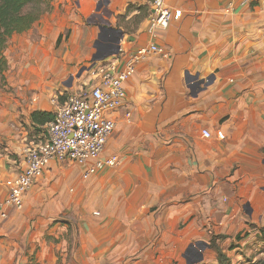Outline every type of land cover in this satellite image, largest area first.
<instances>
[{
    "label": "crops",
    "instance_id": "1",
    "mask_svg": "<svg viewBox=\"0 0 264 264\" xmlns=\"http://www.w3.org/2000/svg\"><path fill=\"white\" fill-rule=\"evenodd\" d=\"M150 1L56 0L23 32V40L42 36L55 48L72 30L56 56L0 93V200L30 139L31 112L55 113L67 95L109 68L122 70L141 48L156 44L164 53L148 54L124 84L104 153L119 154L122 166L84 177L85 166L51 163L24 208L45 200L41 233L54 241H15L21 212L9 207L0 214V264L34 255L41 264H219L213 235L225 236L218 241L230 264L264 262V0H166L181 11L167 28H152ZM130 4L149 5L137 25L140 11Z\"/></svg>",
    "mask_w": 264,
    "mask_h": 264
},
{
    "label": "built area",
    "instance_id": "2",
    "mask_svg": "<svg viewBox=\"0 0 264 264\" xmlns=\"http://www.w3.org/2000/svg\"><path fill=\"white\" fill-rule=\"evenodd\" d=\"M249 0H244L247 3ZM152 28H167L173 19L181 15L172 13L166 0H151ZM233 8V5L230 6ZM150 53H164L156 44L141 48L128 57L125 67L115 72L107 69L100 81L79 92L71 93L59 104L55 118L47 125V135L40 141H30L17 158V170L9 183L6 199L0 200V214L7 217V208H24L26 193L36 184L53 162H73L86 167L84 177L104 167H121L119 154L104 155L107 142L116 128L115 114L125 102V82L136 72L138 63ZM128 121L131 113L126 112ZM204 137H211L203 129Z\"/></svg>",
    "mask_w": 264,
    "mask_h": 264
},
{
    "label": "rangeland",
    "instance_id": "3",
    "mask_svg": "<svg viewBox=\"0 0 264 264\" xmlns=\"http://www.w3.org/2000/svg\"><path fill=\"white\" fill-rule=\"evenodd\" d=\"M55 1L56 0L52 1V8H53V3H55ZM71 31L72 30L67 29L63 32L62 38L60 40H57V44H56L57 47L55 48L52 47L51 43L48 42L49 38L45 40L46 37L44 38L42 36L41 37L39 36L37 39H35V41L28 42L27 39L23 40L25 39L24 33L21 35H14V36L12 35L4 51V54L8 61V69L6 71L5 83H3L0 79V93H3V91L13 92L14 89L9 84L10 80L15 81L19 79V75H21V73H23L24 71L28 72V77H29L30 76L29 73L33 72V69H34L33 67L38 68L40 63L44 65V62H45L44 59L46 57H49L50 59L51 57L56 56L54 55L55 49H58L59 46L69 38V36L71 35ZM53 48L54 50L52 51ZM60 56L64 58L65 56L67 57L68 55L64 51ZM64 65L76 67L77 64L74 63V61H69L67 64L64 63ZM91 65H92V62L90 60L85 65L86 69H88V67H90ZM72 77L73 79H75L76 74H74ZM49 79H51V76L49 77ZM33 91L38 93L39 90L38 89L36 90L33 88ZM69 95H67V97ZM65 97L66 96H64L63 98L65 99ZM65 100H63L62 103H64ZM46 134H47V131H46ZM46 134L45 135L42 134L41 136L38 134L31 135L30 139H28V144L30 143V141H37V142L40 141L42 138L46 137ZM15 155L17 158L19 157L18 158V162H19L20 156L18 152ZM35 201H33V206H32L31 211L28 210L27 213L25 212V208L16 209L12 207L14 208V210L21 212V216H19L15 224V227L10 232V235L15 241H24V240L26 241H54L55 236L53 235L52 232L51 234H49L48 231H46L45 234L41 233L45 225L42 221L41 216L39 215V210L42 209L41 202L45 204V200L43 201L35 200ZM34 209H35V213H34ZM61 221L62 220L60 218L53 220L51 222L52 224L51 225L49 224V230L57 232L59 230V223ZM36 251L37 250H35L34 253H36ZM29 261L30 262H27L26 264H41V262L37 263L35 255Z\"/></svg>",
    "mask_w": 264,
    "mask_h": 264
},
{
    "label": "trees",
    "instance_id": "4",
    "mask_svg": "<svg viewBox=\"0 0 264 264\" xmlns=\"http://www.w3.org/2000/svg\"><path fill=\"white\" fill-rule=\"evenodd\" d=\"M53 0H0V79L5 83L8 61L4 54L9 39L15 33L28 31L45 13L51 11ZM128 11L137 9L139 15L133 17L134 24H138L149 10L148 4L134 5L127 7ZM123 16L118 17V25L122 22ZM55 118V113L35 110L30 113L31 124L26 126L29 135L42 133L45 126ZM223 235H213L211 246L218 255L219 264H230L227 253L223 250L218 240L224 239ZM257 264H264L260 261Z\"/></svg>",
    "mask_w": 264,
    "mask_h": 264
},
{
    "label": "water",
    "instance_id": "5",
    "mask_svg": "<svg viewBox=\"0 0 264 264\" xmlns=\"http://www.w3.org/2000/svg\"><path fill=\"white\" fill-rule=\"evenodd\" d=\"M124 3H125V0H123V4H122V5H124ZM119 48H120V47H117L115 53H118V52H119ZM192 78L196 79V78H198V77L195 76V77H192ZM202 83H205V81H203V80L198 81L197 85L200 86Z\"/></svg>",
    "mask_w": 264,
    "mask_h": 264
}]
</instances>
